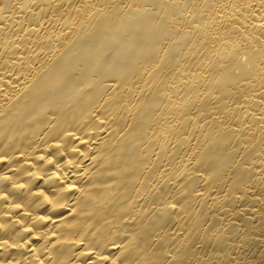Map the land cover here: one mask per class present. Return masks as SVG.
I'll use <instances>...</instances> for the list:
<instances>
[{
	"label": "bare ground",
	"instance_id": "1",
	"mask_svg": "<svg viewBox=\"0 0 264 264\" xmlns=\"http://www.w3.org/2000/svg\"><path fill=\"white\" fill-rule=\"evenodd\" d=\"M0 264H264V0H0Z\"/></svg>",
	"mask_w": 264,
	"mask_h": 264
}]
</instances>
